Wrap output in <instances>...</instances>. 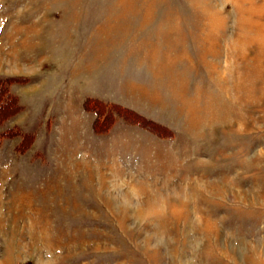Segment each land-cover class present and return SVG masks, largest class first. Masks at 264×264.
I'll list each match as a JSON object with an SVG mask.
<instances>
[{"label":"rangeland","instance_id":"374dc122","mask_svg":"<svg viewBox=\"0 0 264 264\" xmlns=\"http://www.w3.org/2000/svg\"><path fill=\"white\" fill-rule=\"evenodd\" d=\"M0 81V264H264V0H0Z\"/></svg>","mask_w":264,"mask_h":264},{"label":"trees","instance_id":"16d2710c","mask_svg":"<svg viewBox=\"0 0 264 264\" xmlns=\"http://www.w3.org/2000/svg\"><path fill=\"white\" fill-rule=\"evenodd\" d=\"M6 86H5V83H3V81H0V91L1 93H3V90H6ZM5 95L7 97V100L10 101V103L12 104H15L16 103V100L14 98H12L11 96H9V93L8 91H5Z\"/></svg>","mask_w":264,"mask_h":264},{"label":"bare ground","instance_id":"6f19581e","mask_svg":"<svg viewBox=\"0 0 264 264\" xmlns=\"http://www.w3.org/2000/svg\"><path fill=\"white\" fill-rule=\"evenodd\" d=\"M212 101H213V99H212Z\"/></svg>","mask_w":264,"mask_h":264}]
</instances>
